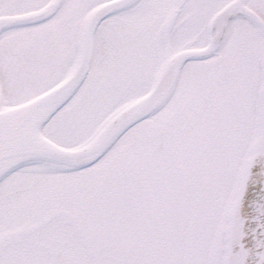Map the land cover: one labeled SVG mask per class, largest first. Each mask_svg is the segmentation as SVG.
I'll return each instance as SVG.
<instances>
[{
	"label": "snow or ice",
	"instance_id": "6c2138e0",
	"mask_svg": "<svg viewBox=\"0 0 264 264\" xmlns=\"http://www.w3.org/2000/svg\"><path fill=\"white\" fill-rule=\"evenodd\" d=\"M0 264H264V0H0Z\"/></svg>",
	"mask_w": 264,
	"mask_h": 264
}]
</instances>
